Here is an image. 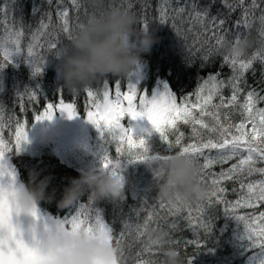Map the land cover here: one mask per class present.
<instances>
[{
	"label": "trees",
	"instance_id": "obj_1",
	"mask_svg": "<svg viewBox=\"0 0 264 264\" xmlns=\"http://www.w3.org/2000/svg\"><path fill=\"white\" fill-rule=\"evenodd\" d=\"M161 88L146 131L86 124ZM64 105L73 136L45 123ZM0 159L114 264H264V0H0Z\"/></svg>",
	"mask_w": 264,
	"mask_h": 264
},
{
	"label": "rangeland",
	"instance_id": "obj_2",
	"mask_svg": "<svg viewBox=\"0 0 264 264\" xmlns=\"http://www.w3.org/2000/svg\"><path fill=\"white\" fill-rule=\"evenodd\" d=\"M118 96L108 99L102 109L96 110L95 117L92 115L86 121L97 134L107 129L146 131L167 110L177 111L162 88L155 90L153 96L144 92L136 97L133 90L127 91L122 98ZM56 113H60L53 125L57 135L74 134V126L77 127L79 121L66 105L60 106L58 111L47 112L45 123L50 124L52 115H58ZM6 167L0 159V264H114L108 230L100 220L95 218L89 221L91 227L83 224L81 229L82 220L78 216L71 217L68 227L57 220L45 219ZM71 236L77 239L74 244L77 248H66L72 246L66 241V237Z\"/></svg>",
	"mask_w": 264,
	"mask_h": 264
}]
</instances>
